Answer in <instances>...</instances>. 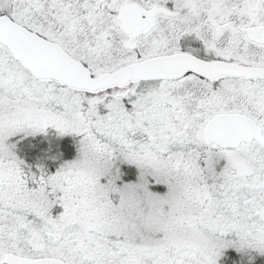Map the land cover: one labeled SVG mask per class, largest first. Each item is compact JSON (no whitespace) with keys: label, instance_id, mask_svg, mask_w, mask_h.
<instances>
[{"label":"snow or ice","instance_id":"snow-or-ice-1","mask_svg":"<svg viewBox=\"0 0 264 264\" xmlns=\"http://www.w3.org/2000/svg\"><path fill=\"white\" fill-rule=\"evenodd\" d=\"M0 264H264V0H0Z\"/></svg>","mask_w":264,"mask_h":264}]
</instances>
